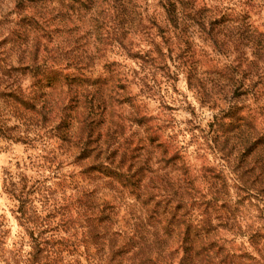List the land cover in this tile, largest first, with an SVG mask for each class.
<instances>
[{
  "label": "trees",
  "instance_id": "1",
  "mask_svg": "<svg viewBox=\"0 0 264 264\" xmlns=\"http://www.w3.org/2000/svg\"><path fill=\"white\" fill-rule=\"evenodd\" d=\"M37 1L60 5L48 16L28 10L22 17L38 31L28 62L14 64L0 52V140L36 146L47 168L67 169L7 186L29 249L0 241L1 262L264 264V34L247 20L248 9L264 0H158L157 8L148 0ZM67 10L93 17L101 57L120 49L123 60L104 64L113 75H96L84 61L72 64L77 71L55 62L48 28L71 19ZM48 36L49 45L40 40ZM72 43L78 41L61 54L81 47ZM200 54L214 66L209 79L198 75ZM130 68L143 86L160 72L167 85L182 74L202 89L201 104L214 114L207 138L220 168L197 174L183 166L186 177L174 179L162 170L181 155L166 141H159L166 155L150 160L132 126H146L152 142L159 129L153 115L138 114L140 87L133 91ZM72 166L85 178L118 181L146 208L143 219L123 225L99 186L74 181Z\"/></svg>",
  "mask_w": 264,
  "mask_h": 264
},
{
  "label": "rangeland",
  "instance_id": "2",
  "mask_svg": "<svg viewBox=\"0 0 264 264\" xmlns=\"http://www.w3.org/2000/svg\"><path fill=\"white\" fill-rule=\"evenodd\" d=\"M19 1H22V7H20ZM53 2L51 4L49 1L37 0H0V52L6 59L14 64L28 62L30 50L38 36V31L22 20V17L27 14L28 10L31 13L42 11L47 13L48 16L52 6L60 5L56 1ZM148 2L152 8H157L158 0H148ZM248 10L250 11L248 22L252 24L255 30L264 34V7L250 8ZM79 13L76 12L70 16L67 10V16H70L71 19L67 18L62 24L48 28V31L49 29L52 31V41L50 43L55 46L52 52L56 56V58L54 57L55 62L59 63L60 67L71 65V68L67 71H77L72 64L79 65V63L83 64L84 61L85 64L93 65L90 70L92 73L95 72L96 75H113V73L105 69L104 64L107 61L106 59L123 60L124 57L120 55V49L115 48L112 54L107 52L105 57H101L94 45L97 40L92 27L93 17ZM40 40L46 41L49 45V36L47 38L40 37ZM70 40H77L79 46L72 43L74 44L73 48L84 47L88 57L79 52L80 48L74 50L71 55L66 54V51L61 54V51L66 49ZM67 50L72 51L71 49ZM245 50L248 51V48H245ZM117 51L119 52L117 53ZM77 56H80L81 59ZM199 58L201 59L199 67H202L203 70H198V75L205 79L213 77L208 74V71L214 69L213 64L209 60H205L201 54ZM132 64L136 65L135 62ZM137 70L130 68V70H127V76L129 79L137 81L139 85L133 86L132 84L133 91H137L140 87V94L136 99V104L141 108L138 114L148 113L153 115L156 128L159 129V140L152 142L149 139L150 130L146 126L142 127L136 124L132 126L135 131L134 138H142L141 143L144 147L151 150L150 160L166 155L165 152H162L163 147L160 145L161 142H159L166 141L170 149L178 148L181 155L177 165L165 166L162 170V172L172 178L186 177L184 170H182L183 166L187 167L189 173L197 174L205 172L206 169L220 168L217 165L218 155L210 147L209 139L207 138L210 131L209 123L214 114L207 109V105L201 104V101L206 99L202 89L195 86V82L189 85L182 74L179 75L173 85H167L163 75L160 77V72L155 76L156 83L150 82L143 86L140 83L139 77L141 76ZM127 107L130 108V105ZM190 109H194L195 114ZM144 147L141 148V153H143ZM44 153L36 146L13 142L9 139L0 140V241L7 249L14 248V245H17L21 251L29 249V240L26 232L15 218L13 209H15L17 201L11 198L7 186H11V182L15 185L17 182L30 183L31 180L33 181L34 178L43 174L47 177L49 175L62 176L61 174L67 169L61 167L59 170L53 171L47 168L46 165L49 163L42 164L44 162ZM146 153L147 151L144 152V154ZM80 170L81 168L79 169L78 167L72 169V171L76 172L73 178L74 181L88 184L90 187L99 186L98 191L101 197L106 201L112 202L120 211V222L123 225H125V221H131L130 219L133 217H141L139 220L143 219L142 216L146 212V208L136 199L134 193L124 188L118 181L108 179L112 182L108 183L104 179L85 178L80 173ZM201 185L204 188L206 187L204 184ZM39 203L37 202L38 205ZM47 203L49 204V199ZM244 218L246 217L242 216V219ZM228 237L238 238L232 234H228ZM233 244L237 249L240 245L239 240L234 239ZM0 264H3L1 260Z\"/></svg>",
  "mask_w": 264,
  "mask_h": 264
}]
</instances>
